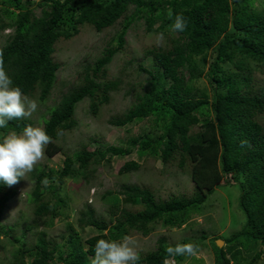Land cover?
I'll list each match as a JSON object with an SVG mask.
<instances>
[{"label": "trees", "instance_id": "trees-1", "mask_svg": "<svg viewBox=\"0 0 264 264\" xmlns=\"http://www.w3.org/2000/svg\"><path fill=\"white\" fill-rule=\"evenodd\" d=\"M33 5V0H0V32L13 29L0 50L14 86L42 103L56 84L59 44L79 36L85 28L97 32L117 25L121 28L109 38L102 54L84 65L77 83L48 108V117H42L52 138L45 153L48 157L64 153L65 159L57 170L36 167L32 171L35 186L29 203L33 219L25 230L37 234L35 243L18 236V225L1 222L19 183L12 187L0 183V238L16 245L5 264H91L98 239L120 241L136 232L149 235L158 225L187 224L226 178L240 187L238 203L245 221L238 232L224 239V246L215 242L219 237L213 240L215 264H257L264 256V91L257 87L255 73H264V0H41L40 16ZM176 14L188 20L184 32L171 29ZM142 18L146 31L163 33L165 43L145 47L156 70L139 65V70L149 73V81L128 90L135 102L109 122L123 127L152 118L161 133L139 135L128 147L111 145L89 151L84 143L79 152L67 153L61 141L78 126L77 104L88 98L89 112L100 117L114 94L132 87L123 73L112 78L109 64L117 52L127 50L126 32ZM208 56L210 94L193 84L197 59ZM29 124L33 125L29 117L9 121L0 129V141ZM241 141L246 145L242 147ZM133 146L140 158L160 159L165 166L189 174L193 192L162 198L149 186L123 184L104 197L109 203L107 218L98 217L88 206L79 211L80 230L94 227L96 234L83 241L69 223L63 244L48 238L47 229L68 206L62 195L67 180L90 181L99 165L111 164L113 156L129 155ZM141 168L139 161L130 160L119 172ZM157 242L155 249L140 253L138 264H163L166 248L177 243L199 246L191 238L169 244L162 236ZM0 248H4L1 242ZM175 259L183 264L186 256Z\"/></svg>", "mask_w": 264, "mask_h": 264}, {"label": "rangeland", "instance_id": "rangeland-1", "mask_svg": "<svg viewBox=\"0 0 264 264\" xmlns=\"http://www.w3.org/2000/svg\"><path fill=\"white\" fill-rule=\"evenodd\" d=\"M39 1L41 0H33L34 12L38 16L42 12L41 6H38ZM120 26L117 25L103 32L85 28L79 36L59 44L56 58L60 62V67L57 71L53 92L45 103L40 102L38 97L31 98L38 103L37 111L29 117L33 120V126L39 125L44 128L42 117H48V108L59 102L62 96L77 83L84 65L93 63L102 54L109 38L120 30ZM146 27L145 19L135 20L125 35L127 50L117 52L109 64L111 77L114 78L123 73L125 79L132 83V87L126 86L119 93L114 94L113 101L105 107L104 113L100 117L89 112L88 98L77 104L78 126L74 131L67 133L61 141L64 151L67 153L79 152L84 143H87L89 151L98 148L105 149L111 145L128 147L131 145V140L139 135L156 136L161 133L160 129L154 125L155 122L152 118H145L123 127L114 126L109 122L113 115L125 112L135 102L134 94H128V90L149 81V73L139 70V65H143L151 71L156 70L151 57L145 54V47L156 43L158 33L147 32ZM12 34V28L0 32V49ZM161 43H165V36ZM210 60L209 56L205 60L197 59L198 67L195 70L197 76L193 83L209 94L211 86L207 80L206 72ZM186 75L189 76L188 72ZM255 77L257 87L264 91V73L256 72ZM64 159V153H58L53 157H48L45 153L43 160L36 167L44 169L50 167L57 170L63 166ZM149 159V157L140 158L137 148L133 146L129 155L113 156L111 164L99 165L90 181L83 179L78 182L79 184H76L73 178H69L62 191L68 206L61 210V217L56 218L54 225L47 229L48 238L54 239L60 245L63 244L64 237L69 234V223L75 226L83 241L96 234L94 227H87L85 231L80 230L77 224L79 211L88 206L95 210L98 217L107 218L109 203L104 197L108 191H116L123 184L149 186L154 189L157 196L162 198H167L171 194L193 192L194 184L189 174L176 167L165 166L160 159L155 162ZM130 160L139 161L142 168L129 173H120L119 170L123 164ZM231 182V179L226 178L203 204L201 210L192 215L187 224L175 228L158 225L149 235L134 233L132 236L136 240L139 253L155 249L158 239L162 236L166 237L169 244L191 238L199 243V258L186 256L183 264H215L212 250L213 240L219 237L215 240L217 243L219 239L224 240L232 236L241 229L245 221V215L238 203L240 187ZM34 186L35 181L31 172L25 180H21L16 186L17 195L6 205L1 220L6 225H18V236L28 243H35L37 238V234L25 230V225L33 219L29 194ZM41 230L42 228L38 229V231ZM23 233H25L24 236ZM0 242L4 246V248H0V264H5L16 245L3 237L0 238ZM257 264H264V256L258 260Z\"/></svg>", "mask_w": 264, "mask_h": 264}, {"label": "clouds", "instance_id": "clouds-1", "mask_svg": "<svg viewBox=\"0 0 264 264\" xmlns=\"http://www.w3.org/2000/svg\"><path fill=\"white\" fill-rule=\"evenodd\" d=\"M169 11V19H172ZM188 20L183 14H176L171 29L174 32H184ZM164 34L159 33L156 43L159 45ZM38 109L35 99L26 96L19 86H14L12 78L4 67L3 52L0 50V129L9 121L31 117ZM52 138L46 130L37 125L25 126L20 133L10 132L0 141V183L12 187L25 180L36 165L43 160L46 146ZM241 141V146L246 145ZM47 184V180L44 181ZM223 240V239H222ZM167 257L163 264H177L175 257L187 256L199 258V248L193 242L177 243L166 248ZM140 253L137 250L133 236L125 235L122 240L98 239L94 246V256L91 264H138Z\"/></svg>", "mask_w": 264, "mask_h": 264}, {"label": "water", "instance_id": "water-1", "mask_svg": "<svg viewBox=\"0 0 264 264\" xmlns=\"http://www.w3.org/2000/svg\"><path fill=\"white\" fill-rule=\"evenodd\" d=\"M223 244H224V240L219 239V240L217 241V245H218L219 247H222Z\"/></svg>", "mask_w": 264, "mask_h": 264}, {"label": "bare ground", "instance_id": "bare-ground-1", "mask_svg": "<svg viewBox=\"0 0 264 264\" xmlns=\"http://www.w3.org/2000/svg\"><path fill=\"white\" fill-rule=\"evenodd\" d=\"M55 190V189H54Z\"/></svg>", "mask_w": 264, "mask_h": 264}]
</instances>
